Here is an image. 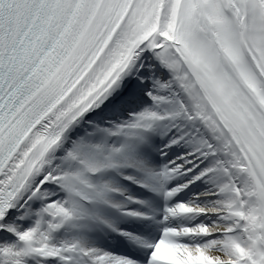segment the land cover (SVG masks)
Instances as JSON below:
<instances>
[{"label":"snow or ice","instance_id":"6c2138e0","mask_svg":"<svg viewBox=\"0 0 264 264\" xmlns=\"http://www.w3.org/2000/svg\"><path fill=\"white\" fill-rule=\"evenodd\" d=\"M0 264H264V0H0Z\"/></svg>","mask_w":264,"mask_h":264}]
</instances>
